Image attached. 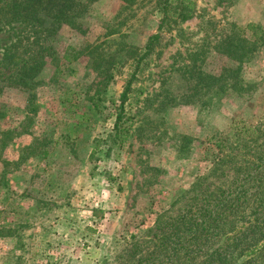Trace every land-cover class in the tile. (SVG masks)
<instances>
[{"label":"rangeland","instance_id":"rangeland-1","mask_svg":"<svg viewBox=\"0 0 264 264\" xmlns=\"http://www.w3.org/2000/svg\"><path fill=\"white\" fill-rule=\"evenodd\" d=\"M160 1L93 2L80 31L52 37L58 71L46 58L33 89L9 86L0 61V264H169L170 242L160 246L159 236L237 193L240 222L264 224V41L242 65L243 90L169 101L187 85L185 69L217 73L229 63L212 47L229 24L254 23L264 39V0H193L191 17L165 27V46L133 84L144 93L128 107L125 145L106 153L124 73L105 79L111 60L98 63L142 47ZM18 29L0 30V60ZM243 126L257 135L242 136ZM247 264H264V251Z\"/></svg>","mask_w":264,"mask_h":264},{"label":"trees","instance_id":"trees-1","mask_svg":"<svg viewBox=\"0 0 264 264\" xmlns=\"http://www.w3.org/2000/svg\"><path fill=\"white\" fill-rule=\"evenodd\" d=\"M95 1L0 0V30L6 26L21 27L2 51L0 61L8 70L5 76L6 83L24 90L33 89L46 58L50 59L58 71L61 58L51 46L52 37L64 26L79 30L82 27L81 18ZM193 9V0H161L159 8L161 17L156 32L147 37L145 44L142 47L129 46L124 56L118 60L109 56L103 57L98 63L103 64L111 60L104 70L105 79L113 80L117 74L124 73L123 89L119 96V104L115 107V121L108 136L107 154L113 147L121 148L125 145L134 116L128 107L130 108L132 102H138L139 96L144 93L141 86L133 89V84L137 80V75L141 73L146 59L157 47L165 46L166 42L163 43L162 37L164 28L175 29L179 22L193 15ZM208 22L215 25L218 21L210 19ZM228 29V33L216 40L212 47L214 51L226 57L229 63L217 73L205 71L201 64H194L185 69L183 73L187 76V85L179 96L170 97L169 101L173 103L177 101L176 104H194L205 97L208 98V95H222L225 90H243L242 65L252 60L263 44V31L254 23H248L246 27L229 24ZM76 57L77 55L70 56L66 53L62 55L66 62ZM3 117L4 112L0 108V121ZM1 134L3 132L0 128ZM241 135L250 138L257 135V130L252 126H243ZM94 150L95 148L92 154ZM240 197L242 194L237 193L229 202L218 205L212 214H208L207 208H202L200 218L193 215L179 217L181 227L176 225L158 238L160 246L163 241L170 242L169 264H247L253 255L263 252L264 224L256 222L247 225L240 222L239 218L243 217L241 212L245 209L236 200ZM219 209L222 210L219 212ZM236 220L237 223L234 224ZM205 243L208 244L204 245ZM242 256L246 259L240 263L237 259Z\"/></svg>","mask_w":264,"mask_h":264}]
</instances>
